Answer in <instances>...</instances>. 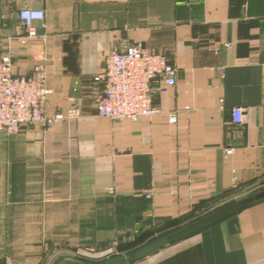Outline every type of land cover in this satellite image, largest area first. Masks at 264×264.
<instances>
[{
    "label": "crops",
    "instance_id": "0c3cea01",
    "mask_svg": "<svg viewBox=\"0 0 264 264\" xmlns=\"http://www.w3.org/2000/svg\"><path fill=\"white\" fill-rule=\"evenodd\" d=\"M23 8L45 12L33 37ZM138 42L168 56L175 84L153 80L154 117L100 116L106 56ZM42 56L47 112L77 115L0 130V264L98 237L101 196L139 200L149 226L178 229L264 189V0H0V61L29 75ZM129 264H264V199Z\"/></svg>",
    "mask_w": 264,
    "mask_h": 264
},
{
    "label": "built area",
    "instance_id": "2783aa9c",
    "mask_svg": "<svg viewBox=\"0 0 264 264\" xmlns=\"http://www.w3.org/2000/svg\"><path fill=\"white\" fill-rule=\"evenodd\" d=\"M25 12L29 14L27 17L23 16ZM18 15L28 37L37 34L35 21L45 18L44 10L38 8H23ZM176 72V67L166 54L151 51L141 42L111 51L105 58L103 71L96 76L104 85L96 101L98 114L113 121L154 117L158 108L152 101V82L156 77H162L167 85H174ZM47 78L45 56L38 58L29 75H15L9 57L0 61V130L11 135L31 124L51 128L77 115L75 109L55 114L47 112L50 94ZM232 116L234 125L242 126L245 123L242 107L233 108ZM177 120L175 113L168 115L170 123ZM233 152L234 148H225L226 155ZM146 196L150 197L151 194L147 193Z\"/></svg>",
    "mask_w": 264,
    "mask_h": 264
},
{
    "label": "rangeland",
    "instance_id": "374dc122",
    "mask_svg": "<svg viewBox=\"0 0 264 264\" xmlns=\"http://www.w3.org/2000/svg\"><path fill=\"white\" fill-rule=\"evenodd\" d=\"M100 206L98 237L95 234L93 237H78V244L61 240L58 243L37 247L36 261L29 263L21 261L18 264H56L61 259L95 264L108 257L131 252L154 238L176 229L149 226L153 224L151 223L153 217L147 214V206L139 200L114 195L101 196ZM123 220L128 222L123 224Z\"/></svg>",
    "mask_w": 264,
    "mask_h": 264
},
{
    "label": "water",
    "instance_id": "95a60500",
    "mask_svg": "<svg viewBox=\"0 0 264 264\" xmlns=\"http://www.w3.org/2000/svg\"><path fill=\"white\" fill-rule=\"evenodd\" d=\"M264 199V189L255 191L254 193L239 197L230 203L222 205L209 213L195 219L186 225L175 229L167 234L158 236L151 240L150 242L134 249L131 252L126 254H118L111 257H108L104 260L99 261L95 264H129L145 258L154 252L174 243L183 238L194 234L205 227L219 221L220 219L230 215L233 212L238 211L239 209L251 205L256 201ZM56 264H92L79 260H65L61 259Z\"/></svg>",
    "mask_w": 264,
    "mask_h": 264
},
{
    "label": "clouds",
    "instance_id": "9594fccd",
    "mask_svg": "<svg viewBox=\"0 0 264 264\" xmlns=\"http://www.w3.org/2000/svg\"><path fill=\"white\" fill-rule=\"evenodd\" d=\"M29 14L27 12L23 13V16L27 17Z\"/></svg>",
    "mask_w": 264,
    "mask_h": 264
},
{
    "label": "trees",
    "instance_id": "16d2710c",
    "mask_svg": "<svg viewBox=\"0 0 264 264\" xmlns=\"http://www.w3.org/2000/svg\"><path fill=\"white\" fill-rule=\"evenodd\" d=\"M199 218V217H198ZM198 218H196V219H198Z\"/></svg>",
    "mask_w": 264,
    "mask_h": 264
}]
</instances>
